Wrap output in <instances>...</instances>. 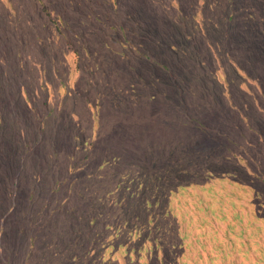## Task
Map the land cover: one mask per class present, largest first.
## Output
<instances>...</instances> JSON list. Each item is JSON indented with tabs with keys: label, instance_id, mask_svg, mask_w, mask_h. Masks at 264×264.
Wrapping results in <instances>:
<instances>
[{
	"label": "rangeland",
	"instance_id": "obj_1",
	"mask_svg": "<svg viewBox=\"0 0 264 264\" xmlns=\"http://www.w3.org/2000/svg\"><path fill=\"white\" fill-rule=\"evenodd\" d=\"M234 209L230 264H264V0H0V264H129Z\"/></svg>",
	"mask_w": 264,
	"mask_h": 264
},
{
	"label": "trees",
	"instance_id": "obj_2",
	"mask_svg": "<svg viewBox=\"0 0 264 264\" xmlns=\"http://www.w3.org/2000/svg\"><path fill=\"white\" fill-rule=\"evenodd\" d=\"M201 210V209H200ZM177 206H172L171 204L165 207L164 217L167 215H176ZM225 217L228 215L235 216L237 219H230V222L227 224V228L224 230V234H220L217 230L213 233H204L201 231L200 233H193V230L187 229V235H181L180 232H177L170 237L171 241L162 242L161 240L155 241V243H150L149 247L135 249V247L131 248L132 257L130 258L129 264H147L146 260H152L155 258L157 254L163 253L166 261L170 264H213V260H220L222 264H230L232 263L230 258L235 259V248L238 247V241L235 239L238 237L228 236L230 234L231 229L234 233L238 229V211L236 209L224 212ZM162 216V217H163ZM200 223L199 228L204 227V221L206 220L205 215L203 213L198 216ZM202 222V223H201ZM164 228L169 229V231H173V224L168 223V225L162 226ZM238 233V231H237ZM203 239L200 240V237ZM147 239V238H146ZM208 253H216V256L210 259L207 262L204 259V254ZM142 261V262H140ZM220 264V263H218Z\"/></svg>",
	"mask_w": 264,
	"mask_h": 264
}]
</instances>
